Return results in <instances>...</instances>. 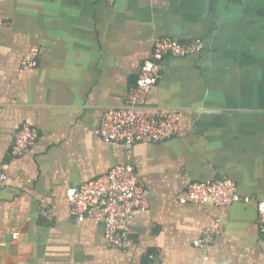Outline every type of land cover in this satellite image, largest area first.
<instances>
[{
	"label": "crops",
	"instance_id": "0c3cea01",
	"mask_svg": "<svg viewBox=\"0 0 264 264\" xmlns=\"http://www.w3.org/2000/svg\"><path fill=\"white\" fill-rule=\"evenodd\" d=\"M0 17V264H264V0H0ZM159 37L204 49L166 58L146 99V111L179 115L177 134L128 153L96 129L125 104ZM34 46L38 66L22 72ZM24 124L38 139L11 158ZM128 164L149 197L120 250L100 223L70 214L65 193ZM218 179L251 204L177 202L191 183ZM216 222L221 235L195 248Z\"/></svg>",
	"mask_w": 264,
	"mask_h": 264
},
{
	"label": "built area",
	"instance_id": "2783aa9c",
	"mask_svg": "<svg viewBox=\"0 0 264 264\" xmlns=\"http://www.w3.org/2000/svg\"><path fill=\"white\" fill-rule=\"evenodd\" d=\"M3 26L4 20L0 17V29ZM203 49L204 42L201 39L180 42L168 37L156 38L150 56L142 64L128 92L125 104L102 115L96 135L105 143L124 145L128 153L137 144L159 143L173 138L178 132L179 115L167 111H146L147 96L161 79L166 58L198 55ZM38 57L39 48L31 47L20 61V70L25 72L37 68ZM37 139V131L24 124L13 135L10 157L16 158L28 153ZM8 170L9 162H2L0 189L7 182ZM148 197V191L140 185L134 167L129 164L116 166L106 175L69 188L65 193L70 214L80 222L94 220L100 223L106 244L120 250L132 247L129 222L136 211L147 209ZM176 199L180 205H211L215 208L251 204V199L240 195L236 183L229 179L191 183ZM256 212L259 232L264 238V202L256 203ZM221 233L222 226L216 222L202 232L193 246L207 249ZM17 236L15 234L13 238Z\"/></svg>",
	"mask_w": 264,
	"mask_h": 264
}]
</instances>
